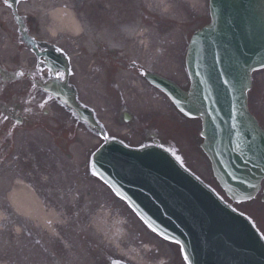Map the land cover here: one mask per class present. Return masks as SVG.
<instances>
[{"label":"flooded vegetation","instance_id":"1","mask_svg":"<svg viewBox=\"0 0 264 264\" xmlns=\"http://www.w3.org/2000/svg\"><path fill=\"white\" fill-rule=\"evenodd\" d=\"M29 1L0 0V264H110L103 247L77 243L76 193L80 187L90 199L93 191L86 172L78 175L65 153L86 149L79 138L85 127L46 87L73 88L80 100L93 69L103 76L116 70L107 40L124 39L122 29L138 20L140 6L136 10L135 0H68L70 6H54L52 35L38 15L27 13ZM71 14L87 26L90 48L83 35L62 26ZM61 73L62 81L55 78ZM19 183L24 209L42 207L57 220L44 222L33 209L19 212L12 202Z\"/></svg>","mask_w":264,"mask_h":264},{"label":"water","instance_id":"2","mask_svg":"<svg viewBox=\"0 0 264 264\" xmlns=\"http://www.w3.org/2000/svg\"><path fill=\"white\" fill-rule=\"evenodd\" d=\"M210 11L212 24L190 46V94L155 82L186 115L202 117L215 174L243 200L264 177V133L246 101L252 72L264 68V0H210ZM96 163L152 229L182 243L189 264H264V241L250 222L163 149L111 142Z\"/></svg>","mask_w":264,"mask_h":264},{"label":"rangeland","instance_id":"3","mask_svg":"<svg viewBox=\"0 0 264 264\" xmlns=\"http://www.w3.org/2000/svg\"><path fill=\"white\" fill-rule=\"evenodd\" d=\"M169 2L173 7V19L179 21L178 24L192 20L194 15L203 13L205 6V0H169ZM177 29H179V27L173 25V30L171 29L168 33V37H164L163 41L162 38L158 37V41L155 43V50L154 48L151 50V52H155V56L151 55L148 60H145L148 63L153 62L150 64L153 69L176 79L181 76L182 69L180 64L185 48L183 37ZM171 32L173 34H170ZM137 56L140 58V60L138 58L137 60H142V63L146 64L142 55ZM169 73L177 75H171ZM258 77L262 78L261 75ZM129 80L127 76V84L125 87V83L124 85L121 83V96L116 93L113 95L110 91L113 100L116 99L115 102L118 107L113 106L109 108L108 106L101 107L98 105L101 110L105 108V116L109 118L112 117L120 106L128 108L136 115L148 112L149 110H156L161 113L170 112V101L163 94L148 87L143 80L134 79V82H129ZM263 85L264 83L260 84V86ZM111 120L112 118L110 121ZM117 120L119 124L124 122L123 119L119 117ZM113 123L114 122H111L110 132L112 135H119L122 130L114 127ZM192 123L198 124L197 122ZM178 134L181 135L180 133ZM180 138L181 137H176L185 155L189 158L188 162L190 167L199 176L207 180V182L214 184L212 173L207 169L204 162L193 155L186 144L182 143ZM123 139L127 140L130 144H140L138 137L133 135L128 138L123 137ZM96 208H98L99 213H96ZM93 210L94 219L100 215L101 212L108 216V218L105 219H97L96 221L98 222L95 221L93 224L95 229L93 233L99 237L103 236L104 240L111 244V248H117L119 251L124 249L126 256L134 260L136 264H181L177 257L180 251L179 247L158 238L130 211L127 205L123 201L117 199L112 192H109V197L106 201L99 203L93 202ZM83 234H85V232H79L78 237Z\"/></svg>","mask_w":264,"mask_h":264},{"label":"bare ground","instance_id":"4","mask_svg":"<svg viewBox=\"0 0 264 264\" xmlns=\"http://www.w3.org/2000/svg\"><path fill=\"white\" fill-rule=\"evenodd\" d=\"M37 6H40V5L38 4ZM162 9H163V12H165L168 15H171L173 13V7L170 6L168 0H164V2L162 4ZM52 20L55 21V16L54 15H52ZM69 25L75 31H76V29L80 30V29H82L84 27V26L83 27L79 26L78 22L76 21V19L74 17L70 18ZM122 30H123V34H124V39L119 41V42H116V43H113L112 40H109V47L110 48H116V49H119V50L123 49V51H126L128 46H129V41L128 40L129 39L133 40L134 38L137 37L136 35H138V33L140 32V30H138V25L137 24H126L123 27ZM124 78H127V77L124 76ZM12 200H13V203L19 204V205H21L23 207V202L20 201V199H17V198L14 197ZM21 209H22V211H25V212H31L33 208H31V206L28 205L26 209H24V208H21ZM33 212H34V215L40 216L41 219L44 220V222H47V220H49V219H51L53 221L55 220V218L51 217V215L45 214L44 213V209L42 207H40L39 209H37V208L33 209Z\"/></svg>","mask_w":264,"mask_h":264},{"label":"snow or ice","instance_id":"5","mask_svg":"<svg viewBox=\"0 0 264 264\" xmlns=\"http://www.w3.org/2000/svg\"><path fill=\"white\" fill-rule=\"evenodd\" d=\"M21 75H23L22 73H21ZM55 78H57V79H59V80H63V74L61 73V74H59L58 76H56ZM105 139H107V137H105ZM95 164H93V168H95ZM95 174V173H94ZM153 231H155L154 229H153ZM185 259L187 260L188 259V257H187V254H185Z\"/></svg>","mask_w":264,"mask_h":264}]
</instances>
